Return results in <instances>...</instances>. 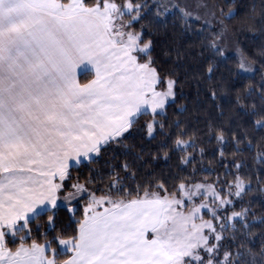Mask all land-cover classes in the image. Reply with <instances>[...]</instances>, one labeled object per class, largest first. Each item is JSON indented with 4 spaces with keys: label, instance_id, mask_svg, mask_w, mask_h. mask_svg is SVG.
<instances>
[{
    "label": "trees",
    "instance_id": "1",
    "mask_svg": "<svg viewBox=\"0 0 264 264\" xmlns=\"http://www.w3.org/2000/svg\"><path fill=\"white\" fill-rule=\"evenodd\" d=\"M128 1L142 0H82L86 6ZM209 1L255 71L242 73L235 56L218 53L211 27L145 0L123 15V23L148 42L138 56L155 69L160 84L174 80V98L161 112L141 113L98 155L70 167L65 181L76 179L89 194L118 200L176 191L180 183L210 181L224 193L244 182L233 208L246 207L248 215L224 229L215 260L264 264V0ZM69 189L66 183L64 192ZM87 199L74 201L72 213L63 206L36 215L27 222L26 237L5 243L48 240L56 247L58 238L75 237Z\"/></svg>",
    "mask_w": 264,
    "mask_h": 264
},
{
    "label": "crops",
    "instance_id": "2",
    "mask_svg": "<svg viewBox=\"0 0 264 264\" xmlns=\"http://www.w3.org/2000/svg\"><path fill=\"white\" fill-rule=\"evenodd\" d=\"M38 3L0 0V104L29 106L31 111L35 106H46L51 115L42 126L39 145H32L39 147V154L32 160L24 154L11 166L0 164V264H184L185 258L178 255L168 236L164 202L153 195L118 200L88 194L75 237L58 238L57 251L52 254L34 240L13 246L5 243L10 226L60 205L65 195L61 191L63 177L72 165L125 132L132 120L147 112L144 108L150 81L142 63H149L138 56L130 67L135 77L129 90L137 96L135 103L142 112L135 116L136 110L127 116L130 96L126 81L115 96L102 98L94 93L93 88H104L112 77H118L111 75L109 66L93 69L88 52L77 53L64 43L52 44L41 25L49 22L57 26L72 19ZM86 23L99 27L103 41L109 38L111 33L101 21ZM26 26L37 27L38 44L19 35ZM122 32L133 34L124 23ZM77 63H83L85 69ZM84 76L88 77L81 81ZM35 89L41 90L36 94L38 100L26 101ZM54 106L58 108L52 110ZM99 196L104 200L94 203ZM62 243L65 248H61ZM57 253L65 255L56 258Z\"/></svg>",
    "mask_w": 264,
    "mask_h": 264
},
{
    "label": "rangeland",
    "instance_id": "3",
    "mask_svg": "<svg viewBox=\"0 0 264 264\" xmlns=\"http://www.w3.org/2000/svg\"><path fill=\"white\" fill-rule=\"evenodd\" d=\"M33 1L36 3L40 2L38 4H44L46 7L60 11L63 13V18L72 19L69 23H62V25L58 23L57 26L49 25V22L41 25L46 32L47 39L51 40L52 44L60 45L64 43L68 46V49H72L77 53L88 52L87 58L89 57L94 62L93 69H102L109 66L111 75L118 77L116 79L112 77L109 81L111 83L108 86L105 85L104 88L96 86L93 88V92L102 98L104 96L109 97V95L115 96L124 85V80L126 81V90L130 96L129 100H126L127 116H130L136 110L135 116L141 113L142 109L138 110L135 103L137 96L134 92L131 94L132 90H129V85L132 84L130 81H133V77H135L133 74L134 70L130 73V67L133 65L135 59L138 58V52H146L148 50V42H139L138 34L135 32L124 35L123 32L119 33V31H122L123 15L143 6L145 0L136 4L129 1L122 5L104 2L102 5L95 4L90 6L84 5L82 0ZM150 2L165 10H177L185 18L211 27L214 33V48L217 52L235 56L240 72L249 74L255 71L256 67L243 56L236 40L230 34L209 0H150ZM91 19H94L96 23L98 20L101 21L103 26L109 29L111 33L109 38L107 37L103 41L104 39L98 30L99 27L96 24L92 27L91 23H86L87 20L90 21ZM100 28H102L101 25ZM37 34V27L34 26L22 27V30L20 29L19 31V35L23 39L30 37L35 44H38L35 38ZM107 41L110 42L109 45H107ZM143 64L142 67L145 68V74L150 81L147 83L148 97L144 110L150 113L161 112L165 104L174 98V80L166 78L160 84L159 76H157L153 67L149 64L147 66ZM77 65L83 68L82 70L85 69L83 63H77ZM119 74L124 77H119ZM87 77L84 76L81 78V81ZM39 93H41V90H31L30 99L26 101H37L36 94ZM39 103H42V101H39ZM33 108L34 111H31L29 110V106L0 104L1 165L11 166L12 162L20 159L24 154L31 160L39 154V147H33L32 145H39L38 142L43 132L42 126L51 115L48 113L49 107L35 106ZM36 108L40 111H37ZM57 108V106H54L52 110ZM148 128L151 134V123L148 125ZM117 136L111 139H115ZM99 149L88 154V156L92 157L96 153L98 155ZM88 158L83 161L88 160ZM80 162L71 167L78 165ZM68 173L66 171L63 177L64 183L61 190L65 195L60 198V205L54 209L65 206L72 213L75 209L73 205L74 201L84 196V194L88 195L91 192L76 179H73L70 183L66 182ZM66 183L69 184L70 189L64 192L63 188ZM244 188V182H237L233 183L223 193L210 181H197L193 183H180L176 191H152L145 195L160 196L163 200L164 215L169 221L168 236L170 237V241L174 243L178 255H182L185 258L184 264H218L215 258L218 257V252L220 251L224 229L233 226L236 221H243L248 215L246 207L243 209L233 208V204L238 199H241L240 196ZM104 198L103 196H99L94 199V203H98L104 200ZM29 220H26L22 224L10 226L6 231L9 233L6 240L13 241L26 237L29 234L30 227L27 225ZM47 224L51 226V218H48ZM39 225V223L36 224V229ZM36 243L45 245L46 250L50 254L53 251H57L48 240L36 241ZM61 248H65L64 243L61 244ZM227 257L224 253L221 260H226Z\"/></svg>",
    "mask_w": 264,
    "mask_h": 264
}]
</instances>
